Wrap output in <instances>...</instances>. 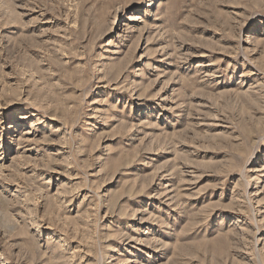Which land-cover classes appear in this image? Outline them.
Here are the masks:
<instances>
[{
  "label": "rangeland",
  "instance_id": "1",
  "mask_svg": "<svg viewBox=\"0 0 264 264\" xmlns=\"http://www.w3.org/2000/svg\"><path fill=\"white\" fill-rule=\"evenodd\" d=\"M0 264H264V0H0Z\"/></svg>",
  "mask_w": 264,
  "mask_h": 264
}]
</instances>
